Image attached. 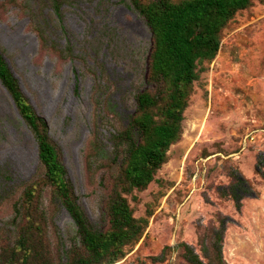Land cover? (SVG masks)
Segmentation results:
<instances>
[{"label":"rangeland","instance_id":"374dc122","mask_svg":"<svg viewBox=\"0 0 264 264\" xmlns=\"http://www.w3.org/2000/svg\"><path fill=\"white\" fill-rule=\"evenodd\" d=\"M123 1L64 4L63 24L73 34L78 55L60 62L50 54L39 55L27 17L10 9L0 19L3 56L30 103L47 120L92 222L99 219V200L85 186L82 150L96 116L93 86L99 69L81 52V44L98 35L102 26L115 31L118 43L98 48L97 60L106 77L102 84L106 95L99 96H105L120 117L131 113L134 92L145 86L142 76L151 36L141 17ZM52 37L65 44L58 28ZM221 37L217 56L194 84L182 136L170 146L168 160L156 173L160 183L152 181L146 189L134 191L137 204L129 196L136 216L145 215L149 202L154 210L144 236L117 264H182L177 244L184 241L201 254L199 237L217 225L219 217L225 221V261L264 264V0H251L248 8L237 12ZM110 130L109 125L100 126L104 139ZM36 164V142L0 85V166L9 169L13 182L28 179ZM235 172L249 184L239 208L219 192ZM3 183L0 179V187ZM56 223L64 237L73 230L63 208Z\"/></svg>","mask_w":264,"mask_h":264},{"label":"trees","instance_id":"16d2710c","mask_svg":"<svg viewBox=\"0 0 264 264\" xmlns=\"http://www.w3.org/2000/svg\"><path fill=\"white\" fill-rule=\"evenodd\" d=\"M74 1L82 0H0V19L10 9L17 10L27 17L40 56L70 60L78 54L73 34L63 24V5ZM123 2L137 12L151 36L142 76L145 86L134 92L131 113L120 117L114 105L99 96L106 92L102 88L106 77L97 60L98 48L103 44L113 48L118 43L115 31L102 26L98 35L81 44V52L99 69L93 86L96 116L82 150L85 186L99 200L97 222L90 220L81 204L47 120L22 91L0 48V85L37 146V164L28 179L10 182L11 172L0 166L4 182L0 187V264H117L126 257L144 236L154 210V203L149 202L145 215L136 216L129 196L137 204L134 191L146 189L152 181L160 183L156 173L168 160L170 146L182 136L184 112L195 82L217 56L228 23L251 5V0ZM54 28L61 31L65 44L52 37ZM101 125L111 127L106 139ZM219 192L239 208L249 184L235 172ZM62 208L73 223L67 237L56 223ZM217 221L199 237L201 254L180 241L177 260L182 264H229L222 254L225 221L222 217Z\"/></svg>","mask_w":264,"mask_h":264}]
</instances>
